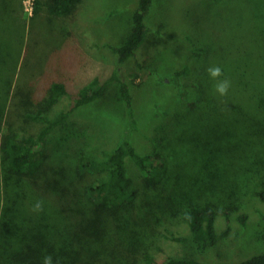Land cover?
I'll list each match as a JSON object with an SVG mask.
<instances>
[{"label": "rangeland", "instance_id": "rangeland-1", "mask_svg": "<svg viewBox=\"0 0 264 264\" xmlns=\"http://www.w3.org/2000/svg\"><path fill=\"white\" fill-rule=\"evenodd\" d=\"M138 2L82 0L71 14L56 16L48 0H0V212L11 174L3 138L10 125L21 135H38L44 123L25 116L45 107L50 88L59 82L68 94L46 114L52 119L66 112L67 119L47 136L40 179L24 185L34 188L33 201L42 197L49 205L65 206L67 233L82 240L90 264H148L147 255L153 264L169 258L234 264L264 254V202L257 194L264 187V108L232 93L218 95L206 71L212 65L224 70L249 55L264 59V0H153L147 40L121 68L134 119L118 83L106 97L73 109L74 96L86 85L110 78L118 68L115 48L130 33ZM225 78L229 90L254 84L251 76H231L229 70L220 79ZM124 139L141 154L165 156L164 180L150 186L127 158L134 204L98 233L87 228L96 217L86 187L100 175H80L79 161L83 155L105 159ZM56 170L65 174L62 192L46 187ZM24 204L26 213L31 208L39 214L29 201ZM206 205L218 212L219 240L202 252L184 214L190 206Z\"/></svg>", "mask_w": 264, "mask_h": 264}, {"label": "trees", "instance_id": "trees-1", "mask_svg": "<svg viewBox=\"0 0 264 264\" xmlns=\"http://www.w3.org/2000/svg\"><path fill=\"white\" fill-rule=\"evenodd\" d=\"M82 0H48L47 7L52 15L65 16L71 14ZM153 0H139L132 15V27L128 36L115 48L118 55V68L110 78L101 81L93 79L86 85L73 100V109L80 108L92 102L106 97L115 83L119 84V97L125 105L128 116L134 119V100L130 85L121 75V68L130 58L137 56V53L144 45L149 34V27L146 18L151 10ZM37 9V8H36ZM38 10H35L37 13ZM247 62L242 69V63ZM241 63L228 64L223 70L224 74L231 72V76H251L254 84L245 89L238 87L228 90L236 96L252 102L259 108H264V59L262 55L245 57ZM241 70L243 73H241ZM185 71H178L175 74L179 78ZM223 74V75H224ZM215 85L214 83H210ZM68 91L63 83L55 82L50 88V96L46 100L45 107H40L36 112H29L25 118L44 123L38 135H21L13 126H9L5 134L1 151L4 160L8 164L7 169L11 174H6V188H9L8 197L0 212V235L4 244H0V264H43L46 255H51L53 264H90L91 260L84 255L80 245L81 239H70L67 233L68 226L66 208L63 204L54 202L51 205L40 197L33 201L34 188L25 186L24 182H38L41 177L40 171L48 158L46 150V139L50 132L63 124L68 114L62 112L50 119L46 110L59 102L61 96L67 95ZM187 91L181 93V98L187 101ZM131 158L143 171L146 181L150 186L159 187L165 176L166 158L160 152L151 154L139 153L134 145L124 139L118 147L107 153L106 158L99 160L94 157L83 155L79 161L78 171L80 175L86 172L100 175L93 184L86 187V194L95 207L96 219L90 222L92 226L88 229H98V233L104 232L111 217L119 220L124 209L134 204L135 193L132 191L133 178L128 174L126 159ZM102 175V176H101ZM65 174L56 170L51 176V181L46 187L51 186V191L60 190ZM28 187V188H27ZM42 194V193H41ZM264 202V187L257 192ZM46 196L45 194H42ZM24 199H26L24 201ZM43 201V211L35 217L32 209L22 208L26 201L31 206L37 201ZM21 205V206H20ZM47 209H51V214ZM36 213V212H34ZM228 214V213H227ZM218 212L211 205L190 206L184 214V220L188 223L193 240L200 251L215 246L219 240L216 230ZM242 223L247 215L242 218ZM65 221V222H64ZM59 235L54 230H59ZM61 227H64L62 229ZM67 229V230H66ZM229 232V228L227 233ZM177 239V238H174ZM178 240V239H177ZM147 263L153 264L154 260L147 255ZM159 264H206L201 260L193 258H169ZM234 264H264V254L247 258Z\"/></svg>", "mask_w": 264, "mask_h": 264}, {"label": "clouds", "instance_id": "clouds-1", "mask_svg": "<svg viewBox=\"0 0 264 264\" xmlns=\"http://www.w3.org/2000/svg\"><path fill=\"white\" fill-rule=\"evenodd\" d=\"M206 71L208 72L211 79L216 81L214 85V91L220 96H225L231 86L230 80L227 78L220 79L223 76V69L218 65L209 66ZM33 211L40 212L43 211V201H37L33 206ZM43 264H53L52 256L46 255L43 259Z\"/></svg>", "mask_w": 264, "mask_h": 264}]
</instances>
